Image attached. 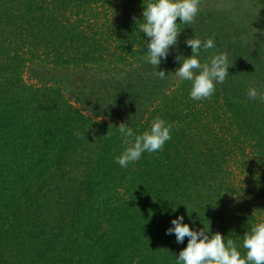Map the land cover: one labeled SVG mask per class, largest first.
<instances>
[{
    "label": "trees",
    "instance_id": "trees-1",
    "mask_svg": "<svg viewBox=\"0 0 264 264\" xmlns=\"http://www.w3.org/2000/svg\"><path fill=\"white\" fill-rule=\"evenodd\" d=\"M147 2L0 0V264H175L178 214L238 245L264 222V0H200L164 79L143 59ZM192 36L231 64L203 100L172 73ZM157 117L171 139L120 167L119 124Z\"/></svg>",
    "mask_w": 264,
    "mask_h": 264
},
{
    "label": "clouds",
    "instance_id": "clouds-1",
    "mask_svg": "<svg viewBox=\"0 0 264 264\" xmlns=\"http://www.w3.org/2000/svg\"><path fill=\"white\" fill-rule=\"evenodd\" d=\"M199 5L200 0H148L144 4L142 22L137 24V29L148 38L143 59L155 66V77L164 79L167 76L163 69L158 70V65L167 59L170 49L177 45L181 30L179 25H191L199 14ZM185 43L190 46L191 54L178 56L179 66L172 73L178 81L190 82L191 99L209 98L215 92L216 85L223 83L229 75L231 64L228 56L224 52L216 53L202 63L201 49H214V37L202 40L192 36L186 38ZM257 95L256 88L248 89L250 99H255ZM172 128L171 123L160 117L140 133L126 123H120L118 132L124 147L119 155L114 156V161L120 167L127 168L129 164L139 161L145 152L151 154L162 150L171 139ZM166 234H174L177 243H183L187 237V244L175 256V264H264V222L251 225L239 245L232 239L225 240L219 232L209 234L204 227L199 230L190 227L181 214L171 219ZM240 248H243V254Z\"/></svg>",
    "mask_w": 264,
    "mask_h": 264
},
{
    "label": "rangeland",
    "instance_id": "rangeland-1",
    "mask_svg": "<svg viewBox=\"0 0 264 264\" xmlns=\"http://www.w3.org/2000/svg\"><path fill=\"white\" fill-rule=\"evenodd\" d=\"M257 8H255L256 12L259 13V15L263 16V12L260 10L259 6H256Z\"/></svg>",
    "mask_w": 264,
    "mask_h": 264
}]
</instances>
